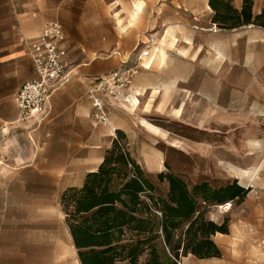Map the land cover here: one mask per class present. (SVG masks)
I'll list each match as a JSON object with an SVG mask.
<instances>
[{
    "label": "rangeland",
    "instance_id": "obj_1",
    "mask_svg": "<svg viewBox=\"0 0 264 264\" xmlns=\"http://www.w3.org/2000/svg\"><path fill=\"white\" fill-rule=\"evenodd\" d=\"M82 1L0 0V48L4 36L17 35L21 19L44 14H62L72 35L79 36ZM97 1L107 3L91 10L100 18L93 26L97 33L112 35L115 27L116 35L126 36L141 29L143 41L129 50V67L143 52L149 56L142 58L139 74L152 62L143 82L157 87L149 96L142 92L146 100L134 114L160 134L156 139L142 134L130 149L134 156L158 155L156 172L142 167L156 194L168 192L167 182L157 178L161 173H172L190 187L206 182L221 188L236 181L249 191L244 199L208 211L209 220L229 226V234L213 238L221 258L188 256L181 264H264V28L219 29L212 24L209 0ZM234 6L241 9L242 0ZM263 7L264 0H254L255 14ZM18 128V151L8 142L0 154V264H80L68 223V189L34 171L8 181L7 166L39 164L45 155L31 129ZM46 156L57 161L56 153Z\"/></svg>",
    "mask_w": 264,
    "mask_h": 264
},
{
    "label": "trees",
    "instance_id": "obj_2",
    "mask_svg": "<svg viewBox=\"0 0 264 264\" xmlns=\"http://www.w3.org/2000/svg\"><path fill=\"white\" fill-rule=\"evenodd\" d=\"M209 0L212 24L221 30L264 28V7L254 13V0ZM167 182L166 197L129 151L126 136L118 132L104 162L87 175L81 189H68L65 202L68 223L80 264H181L193 256L200 260L221 258L213 238L229 234L227 223L218 225L208 211L249 191L236 181L214 188L209 183L189 186L172 173L158 175Z\"/></svg>",
    "mask_w": 264,
    "mask_h": 264
},
{
    "label": "crops",
    "instance_id": "obj_3",
    "mask_svg": "<svg viewBox=\"0 0 264 264\" xmlns=\"http://www.w3.org/2000/svg\"><path fill=\"white\" fill-rule=\"evenodd\" d=\"M79 3L85 9L81 26L76 28L79 36L72 35L73 29L69 22L58 13L39 15L37 18L25 17L20 21L17 35L4 36V46L0 48V154L8 149L5 146L8 142H11L12 152L18 151L20 126L31 129L30 133H33L39 143L41 142L40 145L45 151L39 164L36 163L38 160H33L30 165L21 169L7 166L10 169L7 170L10 183L19 174L34 171L38 176L55 179L56 183L64 185L66 189H81L87 175L96 172L104 162L106 153L117 138L118 132L126 136L131 154L130 147L133 148L137 144L142 134L150 135L154 139L160 134L157 127L141 121L134 114L141 106L140 101L145 102L146 95L149 96L157 87L154 83L143 82V77L148 74L152 62L135 77L131 88L125 94V100L119 104H112L103 99L111 119L110 126H100L92 120V106L87 94L93 82L111 72L128 68L133 63L129 60L128 52L132 46L142 43L143 37L140 35L141 29L126 36L116 35L115 27L112 35L98 34L93 26L96 25L95 20L100 18L93 15L91 10L94 7H103L107 3L102 4L97 0H85ZM112 5H115V2ZM136 7L141 10L142 3ZM126 20L127 18L124 19L125 23ZM52 21H59L64 27L66 35L64 47L71 60L73 78L53 94L48 106V115L40 125L34 122L21 125L18 123L16 99L23 84L35 77L33 62L22 38L38 37L44 25ZM113 25L115 26V19ZM72 58L78 60L77 65H74ZM143 91L146 93L145 98L141 95ZM9 136L11 139L7 140L5 137ZM50 136L57 138L49 139ZM52 152L56 153L57 161L54 159L53 162H48L45 160L46 153ZM132 156L148 172L157 171L159 158L155 152L151 151L149 156L145 157L133 154ZM17 160L13 159L12 164H17ZM2 165L3 162L0 161V167Z\"/></svg>",
    "mask_w": 264,
    "mask_h": 264
},
{
    "label": "built area",
    "instance_id": "obj_4",
    "mask_svg": "<svg viewBox=\"0 0 264 264\" xmlns=\"http://www.w3.org/2000/svg\"><path fill=\"white\" fill-rule=\"evenodd\" d=\"M65 40V30L59 21L46 23L36 38H22L33 62L35 77L23 84L17 96L19 124L34 122L40 125L48 115L53 94L72 80L73 67L64 47ZM146 53L143 52L132 66L111 72L93 82L87 98L92 106L94 123L110 126L111 119L104 100L112 104L125 100L126 92L143 67L142 58L149 56Z\"/></svg>",
    "mask_w": 264,
    "mask_h": 264
},
{
    "label": "bare ground",
    "instance_id": "obj_5",
    "mask_svg": "<svg viewBox=\"0 0 264 264\" xmlns=\"http://www.w3.org/2000/svg\"><path fill=\"white\" fill-rule=\"evenodd\" d=\"M164 53V52H163ZM149 53H146L145 55L147 56ZM163 55V54H162ZM163 59V58H162ZM151 68V67H150Z\"/></svg>",
    "mask_w": 264,
    "mask_h": 264
}]
</instances>
